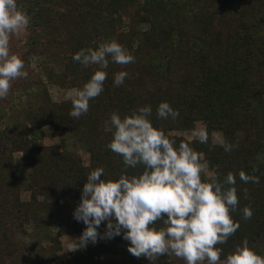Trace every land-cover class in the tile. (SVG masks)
<instances>
[{
  "label": "trees",
  "instance_id": "16d2710c",
  "mask_svg": "<svg viewBox=\"0 0 264 264\" xmlns=\"http://www.w3.org/2000/svg\"><path fill=\"white\" fill-rule=\"evenodd\" d=\"M130 1L17 0L19 10L31 18L29 30L40 33L39 37L43 32L52 36L54 45L67 56L62 74H48L50 83L78 90L96 70L108 75L103 91L89 101L87 113L79 118L69 115L71 101L56 103L46 89L39 112L27 117L36 140L44 137L45 129L82 137L90 155L89 165H84L77 153L34 144L29 131L0 130V264H7L20 248L18 237L27 235L31 228L62 226L69 236H81L86 225L74 219L73 212L81 202L90 171L103 167L105 176L101 178L111 180L144 171V165L125 168L123 158L106 145L115 131L114 127L108 129L111 113L123 118L145 105L152 107L149 119L153 126L175 140L174 146L184 141L202 153L221 181L229 172L236 176L239 204L230 214L240 227L225 244L216 245L223 249L221 261L245 239L264 255V166L253 160L264 150L256 110L264 103V0H216L225 10L219 16L196 8L179 14L176 0H144L138 12L149 27L144 32L124 30L120 12ZM159 37L167 42L164 46L159 44ZM111 40L126 48L135 61L120 65L109 60L108 68L100 69L98 65L85 68L72 60L81 48L95 49ZM36 43L46 45L42 39ZM122 70L129 75L123 84L115 86L114 74ZM164 101L179 110L175 120L157 117L156 108ZM200 122L206 126L207 143L169 134L194 130ZM215 132H221L224 142L234 146L230 152L213 143ZM14 154H21L23 165L30 168L24 186L14 176ZM240 170L258 177L259 182L241 181ZM201 178L203 182L211 180L204 172ZM244 206L251 207V219H243ZM106 224L104 221L98 228L101 235L107 230ZM153 227L165 225L157 220ZM122 236L98 238L96 243L66 253L56 264H103L102 257L115 255L120 244L128 252L129 242ZM128 255L133 264H153L146 257Z\"/></svg>",
  "mask_w": 264,
  "mask_h": 264
},
{
  "label": "clouds",
  "instance_id": "9594fccd",
  "mask_svg": "<svg viewBox=\"0 0 264 264\" xmlns=\"http://www.w3.org/2000/svg\"><path fill=\"white\" fill-rule=\"evenodd\" d=\"M30 19L19 10L17 0H0V99L9 95L14 80L28 75L25 62L11 52L10 40L27 29ZM72 60L85 68L98 65L107 69L109 60L125 65L134 62L135 57L111 40L95 49L81 48ZM107 75L106 71L96 70L74 95L68 93L71 117L87 113L89 101L103 91ZM128 75L123 70L115 73L114 85L123 84ZM151 114V105L141 106L123 118L117 112L111 113L115 131L106 147L123 158L125 168L142 164L144 171L138 176L122 174L116 180L101 178L105 176L103 167L90 171L81 202L73 212L74 219L86 225L74 250L96 243L98 238L111 239L123 233L122 238L129 242L128 252L137 258L146 257L153 264L162 254L175 255L185 264H264V255L250 247L246 239L221 261L223 249L216 245L225 244L240 227L230 214L239 204L236 176L229 172L222 181L214 176L203 182L201 174L207 167V161L201 162L203 154L184 141L174 146L175 140L153 126ZM156 115L175 120L179 110L164 101L158 104ZM191 135L200 143L208 142L203 129H194ZM221 146L225 152L234 147L226 141ZM238 176L245 183L259 182L258 177L243 170ZM241 211L244 220L251 219L250 206ZM157 220H162L165 227H153ZM104 221L107 230L101 235L98 228Z\"/></svg>",
  "mask_w": 264,
  "mask_h": 264
},
{
  "label": "rangeland",
  "instance_id": "374dc122",
  "mask_svg": "<svg viewBox=\"0 0 264 264\" xmlns=\"http://www.w3.org/2000/svg\"><path fill=\"white\" fill-rule=\"evenodd\" d=\"M180 6L179 14L187 12L188 9H203L209 11L212 15L224 14L223 6L218 4L216 0H176ZM144 0H132L128 2L120 12L124 19L125 31L144 32L149 27L144 24L138 12L141 10ZM32 32L29 27L19 36H13L10 40V50L18 55L25 62V70L28 75L26 78H18L11 84L9 95L6 98L0 99V130L10 128L11 131H29L34 144L43 146H51L55 151H70L79 154L82 157L84 165H89L90 155L87 151V145L82 137L62 131H53L45 129L43 138L35 139L34 133L30 130L27 117L39 112L42 103L44 90L51 99L56 103L71 101L68 96L69 92L75 94L76 89H63L58 85L50 83L48 74L50 72L63 73L65 70V61L67 56L54 45L52 36L43 32ZM40 39L45 42V46H41ZM159 44L165 45L164 38L159 37ZM169 46V44H167ZM66 58V59H65ZM28 80L26 85L25 81ZM39 84V85H37ZM259 115V131L264 142V103L256 108ZM111 121L108 122V129L112 130ZM195 129H203L206 131L204 123L196 124ZM191 131H173L169 134L177 137H184L189 142L197 139L191 135ZM114 133V131H112ZM35 140V141H34ZM212 141L215 145L224 142L223 134L215 132L212 135ZM13 160L15 163L14 176L19 183L24 186L28 180L30 172L29 167H25L22 162L21 154H14ZM203 160V156H202ZM255 163H260L264 166V150L254 159ZM204 161V160H203ZM202 161V162H203ZM141 167L142 164H138ZM205 177L211 179L214 172L209 168L208 164L204 170ZM24 199H28L27 194H23ZM80 235L69 236L64 227L56 228H31L27 235L18 237L19 250L12 254L7 261V264H56L62 261L65 254L72 252L75 249V244ZM55 240V241H54ZM57 241V243H55ZM103 264H133L130 256L126 251L124 244H120L119 250L115 255H104L102 257ZM157 264H185V261L175 255L162 254L157 258ZM207 264V261L201 262Z\"/></svg>",
  "mask_w": 264,
  "mask_h": 264
}]
</instances>
